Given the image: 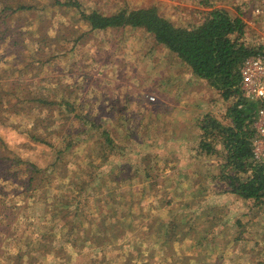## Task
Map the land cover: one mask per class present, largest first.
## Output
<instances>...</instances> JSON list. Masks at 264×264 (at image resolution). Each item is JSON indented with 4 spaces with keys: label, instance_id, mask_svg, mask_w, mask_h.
Instances as JSON below:
<instances>
[{
    "label": "rangeland",
    "instance_id": "obj_1",
    "mask_svg": "<svg viewBox=\"0 0 264 264\" xmlns=\"http://www.w3.org/2000/svg\"><path fill=\"white\" fill-rule=\"evenodd\" d=\"M78 1L84 9L105 13L154 7L176 25L198 23L207 9L200 0ZM33 2L40 9L7 16L0 40V59L6 64L7 56L19 51L29 56L26 46L35 48L41 37H28L31 31H48V40H42L58 46L63 37L49 38L72 22L69 10L58 8L55 0ZM210 3L241 17L248 36L259 41V23L250 13L254 1ZM84 30L81 36L69 34L82 38L73 49L74 40L61 49H68L67 55L53 60L47 77H54L57 90L64 86L68 99L110 111L99 116L114 131L118 152L93 157L88 149L94 136L59 158L42 145L22 147L37 166L53 171L54 185L24 188L26 195L11 191L9 184L17 180L0 186L1 213L10 207L0 214V264H238L239 251L255 241L234 240L240 230L236 221L249 218L248 235L258 238L257 230L264 235V203L232 191L246 188L247 177L235 186L222 181L230 171L223 168L218 140L212 142L217 153L205 155L199 148L202 115L210 112L224 120L230 103L143 30ZM1 120L0 114V136L10 146L27 141ZM66 201L72 213L60 215ZM73 214L79 220L71 219ZM42 230L52 236L46 246L37 240Z\"/></svg>",
    "mask_w": 264,
    "mask_h": 264
},
{
    "label": "trees",
    "instance_id": "obj_2",
    "mask_svg": "<svg viewBox=\"0 0 264 264\" xmlns=\"http://www.w3.org/2000/svg\"><path fill=\"white\" fill-rule=\"evenodd\" d=\"M55 3L58 8L68 9L72 17V22L65 23L58 36L55 34L49 38L60 40L58 38L63 37L59 44L63 46L45 43L42 39H47L48 31H31L28 37L38 34L41 37L37 38L35 48H30L34 44L26 46L29 56L19 51L12 57L7 56L5 61H10L8 64L0 59V114L4 116L1 123L27 139L18 146H10L0 136V186L17 180L19 184H9L11 191L25 195L27 192H23L24 188L29 190L30 186L32 191L41 186L53 187V171L48 170L49 167L37 166L28 154L21 151L29 143L42 145L59 158L65 150L78 146L81 141L85 142L87 136H94L95 142L88 149L93 157L108 158L117 154L114 131L103 122L104 117L99 116L100 111L104 116L110 111L104 112L99 106L68 99L64 86L57 90L54 77H47L46 72L52 69L54 59L66 57L68 49H61L74 40L68 37L70 33L81 36L84 28L95 33L130 27L139 28L150 35L156 45L165 48L176 62L194 76L206 80L219 92L221 100L230 103L226 107L224 120L210 112L202 115L198 122L199 148L205 155L217 153L219 150L212 142L218 140L225 161L223 168L230 171L222 176V181L235 186V181L247 177L246 188L236 187L232 191L245 199L264 203V164L255 163L250 150L257 103L244 97L239 86L242 60L262 51L264 45L256 37L248 36L241 17L233 16L225 8L213 6L210 0L199 1L207 9L198 23L189 25L174 24L154 7L124 8L105 13L97 9H84L78 0H55ZM38 9L40 7L33 0H0V40L6 35L7 16ZM37 23L40 24V21ZM58 27L52 28V34ZM81 38L75 39L70 49ZM232 173L234 176H231ZM9 209L5 207L0 214ZM63 209L60 215L72 213L67 201ZM56 218L52 216L53 221ZM71 219L75 221L79 217L73 214ZM40 235L37 240L44 246L52 241L49 232L42 230ZM20 242L22 240L16 243ZM20 259L21 256H17V261Z\"/></svg>",
    "mask_w": 264,
    "mask_h": 264
},
{
    "label": "built area",
    "instance_id": "obj_3",
    "mask_svg": "<svg viewBox=\"0 0 264 264\" xmlns=\"http://www.w3.org/2000/svg\"><path fill=\"white\" fill-rule=\"evenodd\" d=\"M252 1L250 13L253 21L259 23V40L264 45V0H249ZM239 76L240 90L247 99L257 103L252 122L251 159L264 163V48L242 60Z\"/></svg>",
    "mask_w": 264,
    "mask_h": 264
},
{
    "label": "crops",
    "instance_id": "obj_4",
    "mask_svg": "<svg viewBox=\"0 0 264 264\" xmlns=\"http://www.w3.org/2000/svg\"><path fill=\"white\" fill-rule=\"evenodd\" d=\"M176 139V137H174ZM230 194H234L232 192H229ZM249 213H247L245 216H248ZM256 223V222H254ZM261 223H264V220L261 219ZM237 226H240V230L238 231L237 236L234 237V240L237 242L239 240H243L244 243L251 242V240H254L255 243L253 246H244L241 251H239L238 256L241 258V261L238 262V264H246V259L252 258L251 261H253V264H264V235L259 233L258 230L256 231L258 233V238L256 236H249V227L251 224H253L252 220H249L247 218L245 222H239V220L236 221ZM264 228V227H261ZM217 231V230H215ZM214 232V231H213ZM246 233L245 236L242 234ZM224 234V232H223ZM251 263V264H252Z\"/></svg>",
    "mask_w": 264,
    "mask_h": 264
}]
</instances>
